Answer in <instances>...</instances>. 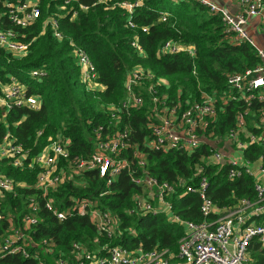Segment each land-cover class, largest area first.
I'll list each match as a JSON object with an SVG mask.
<instances>
[{"label": "trees", "instance_id": "1", "mask_svg": "<svg viewBox=\"0 0 264 264\" xmlns=\"http://www.w3.org/2000/svg\"><path fill=\"white\" fill-rule=\"evenodd\" d=\"M17 1L0 0L4 28H13L6 13L9 5ZM137 1L139 6L134 9L133 16L128 17L119 8L94 5V0H75L68 5L65 0H39L40 17L35 23L24 30L13 28L22 34L24 42H31L29 53L25 58L16 59L0 51V79L4 83L9 77L17 79L28 95L40 99L41 105L36 111L13 108L5 116L0 109V143L9 134L15 143L28 149L33 158L61 133L70 140L71 155L86 156L92 150L93 128L109 124L107 108L123 99V84L132 69L140 67L164 80L168 88L162 87L159 92L166 93L172 102L177 100L178 94L182 101H195L202 91L225 90L228 75L258 64L256 51L248 44L231 43L223 32L220 18L198 1L115 0L117 3ZM80 6L86 9L81 10ZM161 14L167 15L165 22L161 21ZM50 19L57 20L61 41L53 37L49 25H46ZM128 22L134 28H130ZM142 28L147 31L143 32ZM135 40L142 47V56L131 46ZM167 41L193 47L195 58L183 52L161 55L160 48ZM78 49L85 51L95 65L100 89L86 90L82 84L75 59ZM34 70L42 71L44 75L32 77L30 73ZM260 106L255 103L252 111L255 113ZM238 110L237 104H228L219 114L215 128L218 135L225 134L233 126ZM147 114L144 106L132 111L129 117H122V125H129L133 140L138 144L147 135ZM202 153L205 148L191 156L181 151L148 152L146 156L150 176L176 183V193L171 199L174 212L180 218L194 222L202 220L199 200L196 194L186 193L179 180L193 186L197 184L199 175L195 174V167ZM245 159L258 161L264 167V144L247 148ZM227 170V165L206 168L208 195L214 204L218 208H234L242 199L254 200V179L243 174L230 180ZM36 173L37 169L13 168L8 160L0 159V176L19 184L15 194L3 193L1 196L4 218L0 223V236L10 229H20L30 243L28 252L40 251L48 264L61 256L68 260V264H77L70 254L71 243L77 241L86 244L90 250L104 245H120L129 249H167L177 253L179 240L184 236L183 227L161 215L153 217L136 213L132 196L139 188L132 184L126 172L119 174L108 187L96 176L86 174L82 178L84 184L77 181L64 183L57 193H51L58 209L68 204L70 196L97 200L117 222V233L110 240L100 237L98 244L95 243L96 231L88 218L73 217L58 222L43 208L36 214L37 224L25 231L22 220L30 212L28 199L35 194ZM102 193L105 194L100 197ZM43 241L55 245L53 253L44 254ZM105 254L103 251L97 255ZM250 256L255 264H264V246L254 245L250 248ZM0 264H37V261L8 255L0 257Z\"/></svg>", "mask_w": 264, "mask_h": 264}, {"label": "built area", "instance_id": "2", "mask_svg": "<svg viewBox=\"0 0 264 264\" xmlns=\"http://www.w3.org/2000/svg\"><path fill=\"white\" fill-rule=\"evenodd\" d=\"M75 0H65V4ZM94 5L114 7L132 17L139 2L117 3L115 0H94ZM211 14L217 15L222 23L223 32L234 44H248L255 51L258 64L227 76L225 90L200 92L199 99L182 101L178 94L176 101H169L160 88H168L164 80L146 72L140 67L126 74L123 84L124 97L117 104L107 108L109 124L98 125L92 130V150L86 156L71 155L68 137L58 133L50 143L36 156L30 157V151L7 134L0 143V159L8 160L13 168L37 169L33 186L35 194L28 199L29 213L23 217L25 231L37 224L36 214L43 208L64 222L73 217L88 218L94 226L98 244L100 237L110 240L117 233V222L107 210H103L97 200L68 197V204L63 209L55 206L51 193H57L64 183L79 182L84 184L86 174L104 181L106 187L121 173L126 172L133 185L139 191L132 196L134 211L139 215L164 216L169 222L183 227L184 236L179 240L176 254L169 250L145 251L138 247L129 249L123 246L104 245L90 250L82 242L70 245V254L77 264H255L250 256L254 245L264 246V167L258 161L245 159V150L253 145L264 144V0H236L237 9L229 11L208 0H196ZM85 10V6H80ZM7 21L12 27L24 30L40 17L39 0L17 1L9 5ZM75 17V13L73 15ZM0 16V51L16 59L25 58L31 42H24L22 34L13 28H4ZM166 14H161L165 22ZM252 19H256L255 35L262 38L257 46L249 33ZM53 37L61 41L57 20H47ZM45 25V26H46ZM130 28H134L128 22ZM143 32L147 28H142ZM22 39V40H21ZM131 46L142 56V47L135 40ZM186 53L190 58L196 56L193 47H185L173 41L165 42L160 48L161 55ZM76 63L80 69V78L86 90L100 89L97 84L98 74L95 65L83 50H76ZM32 77L44 75L34 70ZM255 103L261 104L254 113ZM228 104H237L239 110L234 116L233 126L223 135L215 131L219 114ZM41 101L27 94L26 89L17 79L9 77L7 82L0 79V109L2 115L13 108L38 110ZM147 108V135L140 144L133 140L129 125H122V117H129L132 111ZM247 119L250 122H247ZM122 125V127H121ZM41 133L39 132L38 135ZM205 148L200 161L195 167L198 176L193 186L180 181L183 190L196 194L202 215L200 222L184 220L173 210L171 199L176 193V183L159 181L147 173L146 156L148 152L181 151L191 156ZM227 165V177L230 180L247 175L254 179L255 199H242L234 208H218L208 195V180L205 177L208 166ZM141 172V174L139 173ZM139 173V174H138ZM189 181H192L190 179ZM188 181V182H189ZM13 180L0 176V199L3 193L15 194ZM105 193L100 194V197ZM4 216L0 206V223ZM44 254L53 253L55 245L43 241ZM29 241L25 232L10 229L0 236V257L20 255L34 259L37 264H48L42 259L40 251L28 252ZM106 252V256L97 254ZM52 264H68L66 258L56 257Z\"/></svg>", "mask_w": 264, "mask_h": 264}, {"label": "crops", "instance_id": "3", "mask_svg": "<svg viewBox=\"0 0 264 264\" xmlns=\"http://www.w3.org/2000/svg\"><path fill=\"white\" fill-rule=\"evenodd\" d=\"M220 7L226 8L229 11H234L237 9V3L236 0H208ZM252 25L249 28V33L250 35H252L253 37H255L256 40H258L259 43H261L262 38L260 36L255 35V25L258 24V21L256 19H252L251 21Z\"/></svg>", "mask_w": 264, "mask_h": 264}, {"label": "rangeland", "instance_id": "4", "mask_svg": "<svg viewBox=\"0 0 264 264\" xmlns=\"http://www.w3.org/2000/svg\"><path fill=\"white\" fill-rule=\"evenodd\" d=\"M253 39H254V42H255V44H256L257 46H260V47L263 48V46L258 42V40L255 39V37H253Z\"/></svg>", "mask_w": 264, "mask_h": 264}]
</instances>
